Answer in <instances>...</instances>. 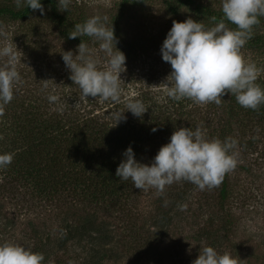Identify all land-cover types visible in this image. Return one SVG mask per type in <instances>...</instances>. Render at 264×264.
I'll return each mask as SVG.
<instances>
[{"label": "rangeland", "instance_id": "rangeland-1", "mask_svg": "<svg viewBox=\"0 0 264 264\" xmlns=\"http://www.w3.org/2000/svg\"><path fill=\"white\" fill-rule=\"evenodd\" d=\"M138 1L70 0L67 11L60 9L68 20L66 26L70 32L75 31L74 25L83 24L92 16L102 20L106 17L105 26L109 29L113 26L117 48L126 57L125 71L120 74L119 102L101 99L99 104L104 103L109 108L115 103L113 107L117 109L130 101H140L145 110L150 107L148 115L171 128V134L165 137L161 146L167 144L172 133L181 127L195 131L199 126L205 139L221 141L220 127L230 123L233 131L230 138L237 143L243 139L253 140L254 148L243 156L241 149L238 151L235 146L233 154L237 163L229 176L230 193L223 210L217 205V187L198 188L185 204V210L180 211L178 207L173 212L172 225L160 231L153 220L157 216V200L174 186L173 182L162 192L147 187L135 205L99 211L116 230L114 248L117 256L104 264H192L201 245L211 246L221 255L230 254L236 264H264V123L258 120L256 110L241 107L235 94L230 92L222 95L219 104H198L188 98H169L168 86L164 84L172 69L162 60L160 49L172 22L192 18L210 29L220 21H214L196 8L200 6L222 14L221 0H193L191 7L179 6L175 1L170 5L166 0H141L137 4ZM0 5L16 7L14 0H0ZM47 13L37 12L25 22L0 27V47L11 45L16 52V64L24 69L20 78H25L27 85L41 79L40 84L58 92L59 104L64 98L65 102L72 103L70 109H78L95 100L82 96L62 60L64 51L77 54L78 45L59 35L55 22ZM225 25L235 30L233 26ZM258 35H264V26L251 29V37ZM250 39L240 49V54L245 62L255 64L259 70L255 83L264 89V49L251 47ZM86 46L99 59V66L104 67L106 58L99 51L98 42L92 38ZM6 59L0 58V62L4 63ZM230 106L234 111L228 114ZM161 146L154 147L148 157L153 160ZM32 200L33 197L23 189L10 195L0 194L2 213L16 223V231L0 236V244L12 243L31 249L28 223H35L36 219L47 215L45 222L54 224L52 218H48L52 207L41 206ZM40 214L43 216L39 217ZM210 220L214 222L211 226ZM208 226L217 234L210 242L201 237L202 230ZM211 242H215V246Z\"/></svg>", "mask_w": 264, "mask_h": 264}, {"label": "trees", "instance_id": "trees-1", "mask_svg": "<svg viewBox=\"0 0 264 264\" xmlns=\"http://www.w3.org/2000/svg\"><path fill=\"white\" fill-rule=\"evenodd\" d=\"M126 1L132 3V0ZM166 1L169 5L175 1L179 6L190 7L194 3L193 0ZM41 2L60 36L76 45L81 40L86 45L90 44L92 38L88 36L69 38L72 32L67 29L68 20L59 10L56 0ZM136 3H141V0ZM196 10L208 14L214 21H221L223 17V13L215 14L200 6ZM37 12L26 6L0 5V27L25 22ZM258 19L259 23L252 29L264 26V16ZM224 22L236 30V25L227 20ZM249 43L253 48L264 49V35L251 37ZM16 70L19 75L24 73L20 64H16ZM26 81L20 78L12 101L0 104V154L13 156L10 165L0 168V194L10 195L23 189L35 199V203L52 207L48 218H52L54 224L45 222L47 215L36 219L38 223H28L32 241L30 250L44 256L43 264H104L117 256L114 248L116 230L99 211L135 205L143 191L135 189L131 180L123 181L115 175L123 159L122 153L131 146L138 162L150 164L152 159L148 156L171 134V128L149 116L150 107L142 116L136 117L127 111L126 106L114 109L115 103L109 108L104 103L99 104L100 97L87 105L80 104L78 109H70L72 103L69 100L65 102L64 98L60 100L61 104L58 101L50 103L48 96L57 97L56 90L53 92L52 88L40 84L41 79H35L28 85ZM232 111L230 106L227 113ZM254 112L264 123V104ZM116 113L123 114L119 122L114 115ZM154 128L156 131H152ZM231 129L230 123L220 127L222 142L233 134ZM236 146L244 156L254 148V142L243 139ZM234 148L229 154L234 153ZM230 173H226L216 186L219 194L217 205L222 210L230 193ZM167 190L157 200V216L153 218L160 231L172 225L173 212L179 205H185L198 188L181 180ZM209 222L210 226L214 223L212 220ZM15 226V221L4 216L0 204V236L16 231ZM202 236L210 242L217 234L208 226L202 230ZM211 243L215 246V242Z\"/></svg>", "mask_w": 264, "mask_h": 264}, {"label": "clouds", "instance_id": "clouds-1", "mask_svg": "<svg viewBox=\"0 0 264 264\" xmlns=\"http://www.w3.org/2000/svg\"><path fill=\"white\" fill-rule=\"evenodd\" d=\"M16 7L26 6L44 14L41 0H14ZM70 0H58V8L68 10ZM221 21L210 29L202 23L188 18L183 22L173 21L167 32L160 52L162 60L170 64L172 71L166 77L167 96L174 100L191 99L194 103H220L225 92L235 94L237 103L246 109L256 110L264 104V89L255 83L258 69L247 63L240 49L251 38V29L264 16V0H221ZM107 18H88L83 24L74 25L70 39L81 36L94 38L99 51L104 54L105 66L81 40L77 54L63 52L62 60L69 69V78L81 90L83 97H100L113 102L120 100V74L125 71V55L117 48L113 26H105ZM225 20L236 25V30L226 27ZM6 57L0 65V104H8L14 96V89L20 81L16 70V52L11 45L0 47V58ZM124 69V70H122ZM50 103L57 101L49 95ZM127 111L140 117L146 111L140 101L126 104ZM125 113V112H124ZM118 122L123 114H114ZM156 131V129H152ZM236 141L225 138L208 140L199 126L195 131L181 127L175 130L169 142L158 150L150 164H142L135 158L129 146L123 153L115 175L120 180H131L135 189L147 187L162 192L166 185L181 180L195 185L200 190L219 186L226 173L236 167L234 154L230 150ZM10 153L0 154V168L12 162ZM183 211L186 205H179ZM40 253L12 243L0 244V264H43ZM192 264H236L228 253L219 254L211 246L201 245L198 257Z\"/></svg>", "mask_w": 264, "mask_h": 264}]
</instances>
